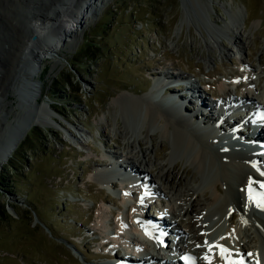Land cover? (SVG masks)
Listing matches in <instances>:
<instances>
[{"label": "rangeland", "instance_id": "374dc122", "mask_svg": "<svg viewBox=\"0 0 264 264\" xmlns=\"http://www.w3.org/2000/svg\"><path fill=\"white\" fill-rule=\"evenodd\" d=\"M63 1L38 0V11L31 2L22 9H27L29 19L42 21L50 15L56 17L59 10L63 16L68 11ZM68 1L73 6L78 0ZM184 2L183 8L181 0H95L92 9H82L84 24L75 27L77 32L54 55L56 61L38 63L33 74L40 72L34 78L16 67L20 64L13 56L17 45L32 38L29 29L23 28L31 24L23 15L12 13L7 2L0 4V53L7 56L5 62L0 58V140L23 120L41 121L27 130L9 158L17 168L8 173L13 189H0V207L7 212L0 217V264L106 261L97 255L106 249H99L100 239L94 240L100 238L101 217H110L108 209L114 204L101 202L110 197L96 181V172L103 170L101 157L107 155L98 156L90 147L107 145L122 157L132 151L133 168L143 174L145 168L139 166L143 159L150 173L147 176L156 178L168 156L169 150H162L167 140L156 129L143 138L144 128H137L135 120L114 104L121 99H145L143 92L155 79L153 74L164 73L166 78V73L182 74L200 92L210 89L216 96L220 95V84L229 81L230 95L244 98L252 77L246 73L248 64L262 71L254 81L264 85V0ZM235 8L241 11L238 30L222 33L216 40L219 32L208 19L223 25ZM30 11L34 12L32 17ZM56 25L53 22L52 29ZM235 32L244 46L242 54L236 52L230 38ZM240 82L242 87L236 91ZM163 97L167 98L164 93ZM22 98L30 100L26 106ZM129 130L132 133L125 135ZM129 138L134 141L132 147L127 144ZM16 153L17 159L13 158ZM171 161L178 166L162 188H169L172 174H176L174 181L179 188L189 186L196 173L193 167L177 157ZM202 198L200 194L198 203ZM120 204L123 202L116 203ZM76 247L85 253V259Z\"/></svg>", "mask_w": 264, "mask_h": 264}, {"label": "bare ground", "instance_id": "6f19581e", "mask_svg": "<svg viewBox=\"0 0 264 264\" xmlns=\"http://www.w3.org/2000/svg\"><path fill=\"white\" fill-rule=\"evenodd\" d=\"M94 1L95 0H78L75 1V4L73 3L72 6L70 1L64 0L63 2L65 3L63 4L68 7V9H66L68 11H66V13L62 16L61 11L59 10V15L57 16L61 17L60 19H58L57 16L55 17L50 15L49 17L44 18L42 21H38L36 19H29V15L25 14L27 9H22L23 6L26 7L27 5H30H26V3L31 2V4H35L34 9H37L38 11V7L41 5L38 0H0V4L4 2L8 3V6L6 5V7H8L12 13H17L18 15H23L26 17L31 26H23V28H26L27 30L29 29L30 31L28 30V32L33 34L32 37L37 35L41 39L33 41L31 38L27 43L23 42L17 45L18 47H16L15 50L16 55L13 54V56H16L14 59H16L20 65H17L16 67L22 70L23 73H26L27 76H30V78L37 77L40 71H38L36 75L33 74V69H35V67H33L35 66L34 64H42L43 61L51 59L54 60V55L57 54L58 51L62 49L69 41V38L73 37L77 32L75 27L77 28L84 24L81 16V10L84 9V7L87 8L86 12L88 9H92ZM52 8L57 9V7ZM29 13L31 17L32 14H34L32 11ZM240 14L241 11L235 8L230 13L229 21H225L223 25L219 26L214 25V23L208 19L209 23L217 27L219 32L216 34V40L219 37H222V33H234V30H238L237 23L239 21ZM35 22L37 25H32ZM53 22L57 23L54 29L50 27V24H53ZM38 29L41 30V32H38ZM230 38L231 40L233 39V42H231L237 47L238 54L244 53V46L240 40L239 32ZM210 40L212 41L213 39ZM44 41H46L45 44L42 43ZM26 54L28 55L26 56ZM6 57L7 56H5V54L2 55L0 53L2 62H5ZM54 61H56V59ZM242 63L245 64V60H243ZM11 67L15 68V66L12 65ZM249 68L250 69L248 73H252L256 78L257 75L262 72L259 71L260 69L258 70V68ZM245 81L247 82L246 79ZM31 83L33 84V82ZM32 84L30 86L34 85ZM191 87L194 89L197 88V86L194 84L191 85ZM219 87L220 95H214L212 98L218 99L221 106V104H224L223 102L230 100L231 89L226 82L221 83ZM241 87L242 85H240V88ZM155 88L156 86H153L151 92L154 91ZM247 90L248 91H246L247 93L245 94L244 98L239 96H236L235 98H240L242 101H249L255 109L263 110L264 85L259 86V84H257L255 81L250 82ZM191 91L192 88L190 89V92ZM33 92V89L28 87V93L32 94ZM184 94L185 93H181L176 96L180 99ZM149 95L150 93H147L145 95V99L141 98L136 101L127 99L116 100L114 104H116L120 112L135 120L137 128H144L142 133L144 135L143 138H147L149 132H151L152 129H156L159 136L167 140V147H164L162 150L164 151L168 149V156L166 155L167 159H165V164L160 167L158 175L155 179L151 178V176H147L150 173L148 172L146 163L144 162L143 164V159L139 160V166L145 168L143 174L139 173L141 171H137V169L135 170V168H133L135 166L133 160L131 159L135 158L134 155H132V151L125 153L124 155V158L126 157L128 161L130 160V162L125 165V168L142 175V177L145 178L150 184L155 185L159 193H161L162 196L168 200L169 214L173 220V228L181 238L180 251L189 252L195 255L199 264H207L205 257H207L208 260H211L212 264H228L230 256L227 257V260L221 259L218 256L217 248L213 247L211 250H209L208 246L203 247V245H205V241H208L209 244H212L213 242H222L227 244L229 248L231 247L232 249L239 250L242 254L246 252L250 253L251 255L248 257L249 259L246 260L248 264H264V217L256 214H262V212L258 210L253 204H250L247 199V188L250 178L253 181V198L259 199L260 196L264 194V188L259 187L260 183L264 181V175H261V172L258 170V166L253 168L248 165L249 161H254V159L246 158L243 155L241 148L238 146L235 147V153H229L223 148L214 147L212 143V138L215 134L214 132L212 134H207L209 137L206 139L205 136L197 134V130V132L188 131L187 127L189 125H193L191 124L192 122H190L191 120H186V118H184L182 114L179 113L180 111H177L176 109L173 110L175 115L172 116L174 117L172 118L159 108L153 106L150 101V98L153 95ZM170 96L171 95L169 94L168 97ZM28 97H32V95L30 96L28 94ZM29 101L30 100L27 99L28 103ZM199 101L202 102L201 99ZM189 103L193 105L192 110L190 109V105H188L189 107L186 109V105L184 111L188 113L190 117H192V120L195 123L197 121L202 125H206L211 122L210 125H213L215 118L211 117V110L207 111V114L202 115L201 113H198V110L195 109V105L192 102ZM23 105L26 106L27 104L23 103ZM170 109L168 110L172 111ZM168 110L166 112H168ZM176 117H178L177 120ZM20 120H22V118ZM227 122L228 123H226L224 127L230 129L231 124L229 120ZM40 123L41 121L37 119L26 121L23 120L22 123L15 126L16 128L14 131H9V136L6 134L3 135L2 139L0 140V168L4 163L8 162L19 142L25 137L27 130ZM128 133L132 132L129 130L125 133V135ZM259 135L264 136L261 133ZM150 136L149 137L151 141H153L154 136ZM127 142L130 147L133 146L134 141H131L130 138L127 140ZM81 143L82 144L80 145L82 146L85 144L84 142ZM137 145L141 146L140 140H138ZM175 157L185 160L195 170L196 173L190 177L192 183L189 186L186 185L183 188H179V186L176 185L174 181L176 180V174H172L171 181L169 182L170 184L168 183L169 188H165L164 186L162 188L163 181H166L167 177L171 175V173H173V171L178 166L177 163L172 165L171 160H173ZM129 164H132V167H130ZM103 182L107 183L105 179ZM106 185H108V183ZM200 194L201 197H203V201L198 203V200H200L198 199ZM126 199L127 198H125V200ZM125 200L121 201V203L123 202V205H126L127 203ZM246 205H248V209ZM231 207L235 208L236 212L241 215L242 220L247 224L246 226L240 221L236 222L233 219V217L230 215L231 213L229 212ZM107 209L108 208H106V210ZM115 209L117 210V207H115ZM121 212L122 211L120 210V213ZM136 213L137 212L132 211L131 215ZM105 217L109 222V216ZM227 217L228 225L226 226L224 221ZM116 220V222L119 224V217H117ZM143 220L146 221L147 219L144 218ZM120 221L127 222L125 217H122ZM128 222L131 228L134 227L136 230L135 225L133 226V216ZM102 225L99 226L101 227ZM136 231L140 234L141 238H145L140 230ZM222 237L225 239H221ZM148 241L153 246H155L156 239L149 238ZM103 243L104 240L102 239L100 244ZM197 245L201 246L198 247ZM251 258L252 260H250Z\"/></svg>", "mask_w": 264, "mask_h": 264}, {"label": "snow or ice", "instance_id": "6c2138e0", "mask_svg": "<svg viewBox=\"0 0 264 264\" xmlns=\"http://www.w3.org/2000/svg\"><path fill=\"white\" fill-rule=\"evenodd\" d=\"M253 167L255 168L256 166L253 165ZM261 175H264V173H261ZM252 183H253V181L250 178L249 185L247 188L248 202L250 204H253L258 210L264 212V194H262L259 199H254L252 196ZM259 187L264 188V182H261ZM141 203H143V199H141ZM145 234L147 235L148 233L146 232ZM221 239H225V238L222 237ZM197 246L200 247L201 245H197ZM205 246H208L209 250H211L213 247L219 249L221 259L227 260V257L231 255V253L228 251L227 248H225L223 245H220L217 242H213L212 244H209L208 241H205ZM249 255H251V254H249ZM186 259H190V258H186ZM205 260L207 261V264H212L211 260H208L207 257H205ZM228 264H244V261L243 260H239V261L229 260Z\"/></svg>", "mask_w": 264, "mask_h": 264}, {"label": "trees", "instance_id": "16d2710c", "mask_svg": "<svg viewBox=\"0 0 264 264\" xmlns=\"http://www.w3.org/2000/svg\"><path fill=\"white\" fill-rule=\"evenodd\" d=\"M63 89V88H61ZM75 101V100H72ZM54 110L55 107L53 106ZM13 158L17 159V153L13 156ZM13 165V161L9 160V162L3 167V171L0 173V189L1 190H8V189H13V185L10 183L11 179L10 176L8 175L9 172H12V170L16 171L17 168ZM7 174V175H6ZM12 174H16V172H13ZM2 216H7V212L6 209H4L3 207H0V217Z\"/></svg>", "mask_w": 264, "mask_h": 264}, {"label": "water", "instance_id": "95a60500", "mask_svg": "<svg viewBox=\"0 0 264 264\" xmlns=\"http://www.w3.org/2000/svg\"><path fill=\"white\" fill-rule=\"evenodd\" d=\"M182 1V7L184 8V0H181ZM85 10V9H84ZM84 10H81V12H84ZM32 25H37L36 24V22L35 23H33ZM51 25V26H50ZM49 26L50 27H52L53 28V24L51 23ZM38 39H40L39 38V36H37V35H34L33 37H32V40L33 41H36V40H38ZM35 66H33V67H35V69H37L38 67H39V64L38 63H36V64H34ZM29 70H30V68H29ZM22 100V102L24 103V104H27V99L26 98H22L21 99ZM10 132H12V131H10ZM6 135L7 136H9V130L7 131V133H6Z\"/></svg>", "mask_w": 264, "mask_h": 264}]
</instances>
